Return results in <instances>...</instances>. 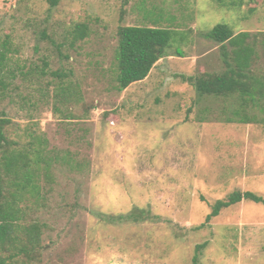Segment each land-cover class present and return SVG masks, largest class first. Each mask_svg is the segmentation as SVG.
I'll return each mask as SVG.
<instances>
[{"label": "rangeland", "instance_id": "374dc122", "mask_svg": "<svg viewBox=\"0 0 264 264\" xmlns=\"http://www.w3.org/2000/svg\"><path fill=\"white\" fill-rule=\"evenodd\" d=\"M220 23L251 34L244 44L256 47L253 73L264 76V0H0L14 84L0 115L12 119V138L25 144L34 127L51 156L69 152L80 164L55 162L46 201L31 205L47 224L37 264H264V204L243 201L201 227L237 191L264 197V124L228 123L239 98L203 97L185 80L226 71L221 45L205 36ZM78 24L89 34L71 47ZM127 26L178 34L149 77L120 93ZM56 73L68 76L69 100Z\"/></svg>", "mask_w": 264, "mask_h": 264}, {"label": "trees", "instance_id": "16d2710c", "mask_svg": "<svg viewBox=\"0 0 264 264\" xmlns=\"http://www.w3.org/2000/svg\"><path fill=\"white\" fill-rule=\"evenodd\" d=\"M62 1L64 0H47L50 8L58 7ZM219 2L229 7L242 5V0ZM72 34L71 47H75L76 43L88 37L89 27L87 24H78ZM177 34L174 29L157 26L121 27L116 53V90L122 93L131 85L147 79L157 63L168 56L167 50ZM205 36L221 45V58L226 71L223 74H208L185 80L193 82L203 97H238L241 103L225 118L228 123L264 124V116H251L247 111L253 107L264 114V76L254 74L252 69L258 58L257 50L252 44H244L245 38L250 39L251 34L236 36L230 25L220 23ZM10 51V43L5 42L0 51V100L9 97V88L14 86L5 75ZM177 54L182 56L180 50ZM48 68L49 63L43 61L38 72L48 76ZM56 76L60 79L61 92L69 100L73 95V87L64 80L68 76L64 73H56ZM11 126L12 119L0 115V264H37L41 262L45 249L43 241L47 224L37 219L35 214L31 215V205L38 207L46 201L45 194L49 190L45 189L42 182H56L52 175L55 162L61 161V166L75 168L80 167V164L74 162L69 152L51 156L47 140L37 134L34 127L27 128L30 140L23 144L19 137H11ZM243 201L264 204V197L252 192L237 191L227 200L217 202L213 212L208 215L206 224L201 227L219 216L224 209ZM204 245L197 246V255Z\"/></svg>", "mask_w": 264, "mask_h": 264}]
</instances>
